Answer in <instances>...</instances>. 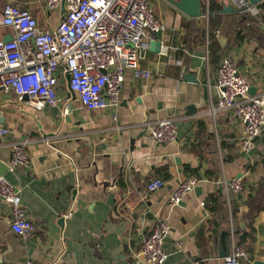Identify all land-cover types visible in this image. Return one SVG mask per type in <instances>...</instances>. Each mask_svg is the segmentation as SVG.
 Masks as SVG:
<instances>
[{
	"label": "crops",
	"instance_id": "1",
	"mask_svg": "<svg viewBox=\"0 0 264 264\" xmlns=\"http://www.w3.org/2000/svg\"><path fill=\"white\" fill-rule=\"evenodd\" d=\"M201 1L209 13V0ZM215 1L219 8L211 15L218 29L209 37L211 15L189 18L165 0H149L163 24L160 52L147 48L140 60L151 78L124 71L117 108H84L64 75L58 77L54 107L37 109L13 92H0V125L9 129L0 137V160L8 162L7 144L15 141L26 142L30 159L29 166L4 177L19 190L33 224L27 240L16 235L9 206L0 200V264H144L135 255L160 219L171 226L162 244L163 264H224L231 234L245 253L240 264H263L264 130L244 152L240 120L231 110L211 108L216 72L226 56L253 93L264 95V27L259 40H236L240 15L222 11L228 0ZM6 3L28 11L41 29L54 28L65 10L63 5L48 10L44 0H0V8ZM169 115L177 116L176 140L153 141L151 124ZM186 165L202 174L216 166V178L199 180L198 192L194 188L171 205L172 190L191 177ZM163 166L170 178L148 193L146 183ZM233 178H240L238 191ZM218 189L224 200L213 214L205 199Z\"/></svg>",
	"mask_w": 264,
	"mask_h": 264
},
{
	"label": "built area",
	"instance_id": "2",
	"mask_svg": "<svg viewBox=\"0 0 264 264\" xmlns=\"http://www.w3.org/2000/svg\"><path fill=\"white\" fill-rule=\"evenodd\" d=\"M48 10L61 5L64 12L52 29H41L28 11L12 3L0 8V92H13L34 108L56 106L58 102V77L68 74V87L77 94L82 106L91 111L119 106V91L126 69L136 78L147 80L151 72L140 66V60L149 42L163 28L154 14L149 0H44ZM236 10L257 15L258 5L248 0H228ZM10 36L9 40L5 37ZM215 87L216 100L212 110H231L244 127V137L239 146L248 152L252 140L264 130V95L250 94L249 84L242 77L230 57L219 63ZM9 129L0 125V137ZM177 116L169 115L151 124L150 138L158 143L176 140ZM9 171L30 164L26 142H12ZM1 147V145H0ZM189 177L171 192L168 201L178 205L183 197L198 183ZM234 190L241 189L240 178L230 182ZM165 185L161 178H153L145 190L155 192ZM0 200L9 206L10 228L23 240L33 231V224L21 203L19 190L0 175ZM171 226L167 219H160L144 238L138 253L144 264H163L167 254L162 248ZM177 249L180 243H175ZM244 251L231 234L230 248L224 264H240ZM27 264H32L28 261ZM192 264H200L197 260ZM264 264V256H263Z\"/></svg>",
	"mask_w": 264,
	"mask_h": 264
},
{
	"label": "trees",
	"instance_id": "3",
	"mask_svg": "<svg viewBox=\"0 0 264 264\" xmlns=\"http://www.w3.org/2000/svg\"><path fill=\"white\" fill-rule=\"evenodd\" d=\"M258 7L264 9V1H261L257 4ZM219 8V5L215 0H209L208 10L209 15L214 14L216 10ZM238 14L240 15V18L237 22V29L235 38L238 41H242L245 38L253 37L257 40H259V37L263 34V27H264V14L258 13L257 15H251L248 11L245 10H237ZM208 15V16H209ZM218 29V20L214 16H210L208 20V34L209 37L212 33H214ZM228 144L226 145L224 142H220V148H227ZM215 159V158H214ZM215 166V165H213ZM185 172L190 174L191 177H195L198 180L202 179H215L217 174V168L210 167L207 171H204V173H200L199 169L191 168L189 165H186ZM158 178H161L162 180L166 181L170 178V174L166 167H160L158 168ZM260 193L257 194L259 196ZM250 196L248 199H250L252 196L251 194H248ZM223 192L221 189H218L214 194H211L205 199V205L207 206V209L211 213L216 212L215 205H222L223 203ZM249 202V201H248ZM255 204L259 203V200H254ZM252 205L249 203V208L252 209ZM259 208V207H258ZM237 211L236 207L232 210V213L235 214ZM243 234L242 236H244Z\"/></svg>",
	"mask_w": 264,
	"mask_h": 264
},
{
	"label": "water",
	"instance_id": "4",
	"mask_svg": "<svg viewBox=\"0 0 264 264\" xmlns=\"http://www.w3.org/2000/svg\"><path fill=\"white\" fill-rule=\"evenodd\" d=\"M165 1H167L174 8H176L178 11H180L181 13H183L184 15H186L189 18H198V17L208 15V12H205L202 9L203 8V2L201 0H165ZM261 1H264V0H248V2L252 5H257ZM233 10H236V9H234L232 7V5H230V4L225 5L222 8L223 12L233 11ZM160 36H161V33L158 32L156 34L157 39L155 41L149 42L148 49L153 50L156 53L160 52V48H161ZM9 39H10V36L5 37V40H9ZM219 40L222 43L224 41V37H220ZM192 77H193V74L185 73V78H188L189 80H191ZM66 78L68 80V78H69L68 74H66ZM253 91H254V88L250 87L249 93L253 94ZM26 99H27V97L24 96L23 100H26ZM8 170H9V168H8L7 164L0 160V175L4 176L8 172ZM194 190H195V192L199 191L198 188H195Z\"/></svg>",
	"mask_w": 264,
	"mask_h": 264
},
{
	"label": "rangeland",
	"instance_id": "5",
	"mask_svg": "<svg viewBox=\"0 0 264 264\" xmlns=\"http://www.w3.org/2000/svg\"><path fill=\"white\" fill-rule=\"evenodd\" d=\"M238 72H239V71H238ZM249 88H250V86H249ZM253 94H254V93H253ZM6 164H7V166H8V162H7ZM8 168H9V166H8ZM8 171H9V170H8ZM194 188H195V187H194ZM194 188H193V189H194ZM193 189H192V190H193ZM192 190H191V191H192ZM16 235H17V234H16ZM19 237H20V236H19Z\"/></svg>",
	"mask_w": 264,
	"mask_h": 264
},
{
	"label": "bare ground",
	"instance_id": "6",
	"mask_svg": "<svg viewBox=\"0 0 264 264\" xmlns=\"http://www.w3.org/2000/svg\"><path fill=\"white\" fill-rule=\"evenodd\" d=\"M208 15H209V13H208ZM208 15H207V16H208ZM207 16H206V17H207ZM207 18H208V17H207ZM162 29H163V28H162Z\"/></svg>",
	"mask_w": 264,
	"mask_h": 264
}]
</instances>
